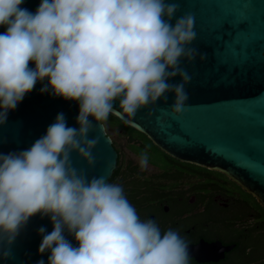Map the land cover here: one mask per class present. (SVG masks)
<instances>
[{
	"label": "clouds",
	"instance_id": "clouds-1",
	"mask_svg": "<svg viewBox=\"0 0 264 264\" xmlns=\"http://www.w3.org/2000/svg\"><path fill=\"white\" fill-rule=\"evenodd\" d=\"M24 3L0 0V126L41 83L42 93L79 105V127L61 112L30 148L0 153V258H12L21 231L39 215L53 225L50 233L39 229L48 264H191L177 230L141 219L121 184L89 178L72 155L96 167L100 136L90 133L106 135L110 115L136 126L139 111L167 104L169 95L172 119L187 115L192 77L182 61L206 59L192 47L195 16H177V0H40L34 13ZM148 162L146 146L141 170Z\"/></svg>",
	"mask_w": 264,
	"mask_h": 264
},
{
	"label": "water",
	"instance_id": "water-1",
	"mask_svg": "<svg viewBox=\"0 0 264 264\" xmlns=\"http://www.w3.org/2000/svg\"><path fill=\"white\" fill-rule=\"evenodd\" d=\"M177 2V16H195L197 39L192 47L206 54L205 60L197 57L194 64L182 61L192 77L186 89L189 112L180 121L172 119L169 111L174 97L169 95L167 104L160 101L154 108L139 111L136 126L116 118L168 157L223 175L264 210V0ZM39 3L25 0L22 7L34 13ZM4 31L0 27V33ZM172 82L179 83V78ZM42 87L37 83L0 126V153L30 148L61 112L69 127H79V105L42 93ZM97 135L96 167L89 169L75 153L73 165L84 169L89 178L106 175L110 181L118 153L107 133L103 136L97 130L90 138ZM109 163L111 169L106 173ZM41 227L48 233L53 230L49 218H31L12 246V258H0V264H38L41 259L48 264L49 253H39ZM68 238L75 245V240Z\"/></svg>",
	"mask_w": 264,
	"mask_h": 264
},
{
	"label": "flooded vegetation",
	"instance_id": "flooded-vegetation-1",
	"mask_svg": "<svg viewBox=\"0 0 264 264\" xmlns=\"http://www.w3.org/2000/svg\"><path fill=\"white\" fill-rule=\"evenodd\" d=\"M148 166L135 189L122 185L125 194L141 219L189 242L191 264H264V210L252 196L172 158Z\"/></svg>",
	"mask_w": 264,
	"mask_h": 264
},
{
	"label": "trees",
	"instance_id": "trees-1",
	"mask_svg": "<svg viewBox=\"0 0 264 264\" xmlns=\"http://www.w3.org/2000/svg\"><path fill=\"white\" fill-rule=\"evenodd\" d=\"M113 126L121 128L126 132L129 141L132 143V149L137 155L140 156L141 151H143L145 147L148 146V152H149L148 164L166 165L169 159H171L170 157L162 153L160 150H158L144 135L132 130L131 128L123 124L121 121H119L116 117L110 115L107 123V128ZM112 145L114 146V143H112ZM140 169L141 168L139 165H133L131 162H127L125 166H122L121 154L118 153L117 167L109 182L119 183L125 186L127 184L129 188L135 189L136 185L139 182H141V178L143 176Z\"/></svg>",
	"mask_w": 264,
	"mask_h": 264
},
{
	"label": "rangeland",
	"instance_id": "rangeland-1",
	"mask_svg": "<svg viewBox=\"0 0 264 264\" xmlns=\"http://www.w3.org/2000/svg\"><path fill=\"white\" fill-rule=\"evenodd\" d=\"M107 134L111 138L112 142L114 143V148L116 151L121 154V164L122 166H125V164L128 161H131L134 165H139V155H137L134 150L132 149V143L128 139V135L124 130L118 127H108L107 128ZM202 172H207L205 171L206 169L200 168V167H194ZM140 171H146L147 173L152 171L151 167H147L144 170ZM211 174L213 177H216L218 179L221 178V176L218 173L209 171L207 172Z\"/></svg>",
	"mask_w": 264,
	"mask_h": 264
}]
</instances>
